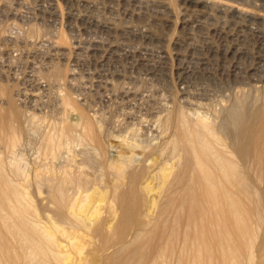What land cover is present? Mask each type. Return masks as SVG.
<instances>
[{
	"label": "bare ground",
	"instance_id": "6f19581e",
	"mask_svg": "<svg viewBox=\"0 0 264 264\" xmlns=\"http://www.w3.org/2000/svg\"><path fill=\"white\" fill-rule=\"evenodd\" d=\"M44 1H47V0H44ZM48 1H50V0H48ZM59 1H61V0H59ZM59 1L58 0H51L50 1V2H52L51 11L54 13V16L56 18H59V16H61V10H60L61 5H60ZM62 1H64V0H62ZM80 1H82V0H80ZM134 1L138 4H143L145 0H134ZM258 1L260 3L257 2L258 4L255 3V5H254L257 8V11L256 10L253 11V9L252 10L250 9L251 7H249V6L247 7V5L244 4L245 1H243V0H233V1H230V0H181L182 4L185 7H187L186 9L195 8L194 11H196V10L201 11L202 14L203 13L206 14V12H208V11L212 12V10L214 9L215 11H218L221 14L222 13H229V15H231V18L233 17L235 20H243L246 22V25H244V26H239L235 30H232V29L228 30V29H226L228 27L224 28L221 26L220 27L214 26V28H213L212 27L213 24H211L212 22L210 23L209 21H208L209 23H205V21H203L202 19L201 20H195V24H196L198 30L206 29V30L210 31L211 33L217 32L219 35V39H220L219 45H216L217 44V43L215 44L216 41L214 40L215 41L214 42L210 37L202 36L204 38V42L208 46L207 48H209L210 54L212 56L204 55L203 51H202L203 54L199 53L201 55L196 56L195 47H193L195 45L194 44L192 45V43H194L195 40L193 42L194 36H193L192 32H190V27L189 28L187 27L188 32L184 33L185 36L183 39H181V40H183L182 42L180 41V39L178 37V38L174 39L172 41V43H170V44H169V40H168V38L170 36L167 38V36L164 35L166 32H164V34L162 35V34H160L161 32H159V31H158L159 34L151 31L150 26H148V27L146 26L144 28L139 27V28H142L139 31L140 32L139 35H141L145 40L146 39H148V40L156 39L157 41L161 42L160 46L155 45L157 47V49H159V51L156 50L157 52H159L157 65L152 63L154 56L153 57L151 56L152 60H151V58H140L139 59V65H144L147 67V68L146 67H143V68H146L144 70H145L146 75L149 76V77L147 76V78H149V82H151V83L157 82V84H158L161 79L169 80V78H170L169 76H170V74H172L173 69H174V71L176 72L175 74L178 75V77H177L178 83L181 85L182 84L188 85V89L186 91H184V92L182 91V92H178V93H176V92L173 93L172 90H170L168 86H163L166 83V81H164L165 83H161L162 86H160L158 84V87L160 86V89H158V87L156 85V87H157V91H155V92H157L156 94L158 96H163V95L166 96L167 95L172 100L171 102L174 104L173 109L171 111L169 109L168 112H166L165 111V110H167L166 107H165L166 109L163 110L166 112V117H168L167 113L170 114L168 120L166 121V119H165L166 122H164L165 123L164 128L167 127V129L168 128L172 129V127H173V130H172L173 132L170 130L172 133L170 134V136H168L166 141L163 142L162 149H159L157 151L152 150V148H150V147H146L149 149H146V148L142 149L140 144L136 143L137 141L136 142L129 141V139L131 140L134 137L132 138L130 136L131 138H129L127 140V139H125V137L123 135L119 136L121 138L120 142H122V144H123V146L121 145V147L123 148V151L122 152L118 151L119 156H117V157H119V159L116 162L113 161L114 163L109 165L110 170H108V172L110 173V171H111V173H110L111 177H108V179L111 178V181L109 183V188L108 187L107 188H108V190H110L111 198L109 200L107 199L108 202H107L106 207L103 206L105 200H103L102 198L104 197V195H106L107 189H106V191L104 190L105 192L101 191L99 193V196L96 199H93V196L91 197L92 193L89 194V192H88L90 187L92 188V185H91L89 187V189H87L89 183L92 182V181H89L88 178L91 179L90 177H92V176H90L88 178L84 177V180H80L79 178H77V179H79V182H78V184L76 183L78 186V189L76 188V190H77L76 192L79 193L81 191V193H79V194H82V195H83V193L86 192L85 195L83 196L84 197L83 200L80 199L81 196H79V194L75 195L76 192H73L74 191L73 189H72L73 191L72 190L70 191L67 189V187L69 185L66 186L65 184H68V182L72 183V181H71L72 179L70 180V176L68 178L70 181H68V180L66 181L65 178L63 176H61V177H63L64 182L59 183L57 185V187H55L56 190L54 193L51 194V196L48 197L49 202L47 203V205H49V208H47V210L50 209V207H52L54 204H56V205H58V207H60V210L57 212H55V210L53 209L54 207H53L52 209L54 210V212L56 214L50 213V216L52 215L51 217H52V222L54 223L53 225L55 226V229H57V231L61 232L60 233L61 236H62V233L65 235L68 234L66 236L70 237L71 240L73 239V238H71V236H69L70 234L68 233V230L65 229L68 224L72 225V223H73V221H72V223H70L71 221H69V219H67V217L65 215L66 213H69V214H72L73 217L76 216L77 219L83 223V225H84L83 228L86 227L87 230L92 229L94 235L102 236L101 237L102 240L105 238H107V240H108V239H110L108 234H107L108 228L105 226H107V225L109 226V223L107 225H104L102 222L97 221V223H95L96 225L93 228H92V226L88 227L87 225H89V223L86 222L87 214L90 212L92 216L97 215V217L99 218V215L103 212L102 211L103 209L107 210V211L108 210L111 211L114 208H116V205H119V207H120L119 211H121V213L125 214V213L131 211L130 208L132 206H135L136 208H138V211H140L139 214H140L141 218L143 216L144 221H142L138 225L137 229L131 234L130 237H128V239L126 241H124V242L123 241L122 242L117 241V243L115 245L103 248V251H104L103 253L105 254V262L110 261V259L116 260L117 255H119L120 253H127V256L125 258H123V260H122V264H140L143 262L145 263L148 259L154 261V263H156V264H241V261L243 259L245 261H248V262L251 260V258H252L251 252L254 249L256 242L259 241L260 236L258 233V229L255 228V224H254V220H255V217L257 216V213L259 211V207H258L257 202L255 200V192H254V189H253V186L251 183V178L249 176V173L251 171L252 172L259 171L260 173L264 174V10H263L264 9L263 8L264 7V0H258ZM39 2H40V0H38V3ZM42 2H43V0H42ZM70 2H71V0L69 1V3ZM247 2L248 1H246V3ZM162 3H165V2H162ZM47 4H48V2H47ZM36 5H38V4L36 3ZM73 5H74V3H73ZM249 5L251 6V4H249ZM77 6H79V5H77ZM88 6H90L89 3H88ZM124 6H126V5H124ZM109 7L111 8V6H109ZM154 7H157V6L154 5ZM37 8H38V6H37ZM77 8L78 7H76V6H75V8H73L72 5H70V6L68 5V8L66 6L65 11L68 9V12H67L68 16L67 17H69V19L74 17V16L76 17V15H77L76 9ZM134 8H135V6H134ZM39 9H40V6H39ZM128 9H129V6H128ZM139 9H140V7H139ZM152 9H153V7H152ZM161 9H162V6H161ZM165 9H168V8H165ZM87 10H85V11H87ZM93 10H95V8ZM157 10H158V8H157ZM215 11H214V13H215ZM159 12H161V10L160 11L158 10V13ZM187 12H188V10H187ZM187 12H185V13L187 14ZM190 12H191V10H190ZM53 13H51V14H53ZM103 14H106V13H103ZM129 14H131V13L129 12ZM157 15H160V14H157ZM163 15H165V13ZM168 16H169V14H168ZM55 17H53V18H55ZM164 17L165 16H163V18ZM196 17H197V14H196ZM209 17H207L206 19H210ZM82 18H79V19H82ZM98 18H99L98 15L94 14V16H92V18L90 19L92 25L88 23L90 26H94V29L92 31H94L95 28L98 27L99 30L101 29V31L105 30V31L109 32L111 34V36L112 35L115 36L116 34H118L117 32L119 30L114 25H112V23H109V21H107V20L105 22H102L99 20L101 18H99V19ZM40 19H42V18H40ZM186 19H187V17H186ZM117 21H118V19H117ZM169 21H170V19H169ZM186 21H189V20H184L183 22H181V21L180 22L181 23H187ZM67 22L69 23V21H67ZM81 23H80V25H81ZM116 23H118V22H116ZM34 24H32V25H34ZM82 24H84V23H82ZM166 24H165V26H167ZM214 25H216V24H214ZM253 25L254 26L257 25V27H258V28L256 27L257 30L252 29ZM29 26H31V25H29ZM121 26H123V23ZM230 26H232V25H230ZM233 27H234V24H233ZM250 27H252V28H250ZM33 29L35 31V27ZM156 29H157V27H156ZM181 29H183V28H181ZM6 30L7 29H5V31ZM184 30H186V29H183L182 32H184ZM90 31H91V29H90ZM97 31H98V29H97ZM121 31L130 35V33L132 32V29L127 24L126 26L124 25V27L122 28ZM135 31H138V30H135ZM191 31H193V30H191ZM107 32H104V33H107ZM199 32L197 35L200 34ZM203 32L207 33V31L206 32L202 31V34H203ZM37 33H38V30H37ZM78 34H80V33H78ZM132 35H133V33H132ZM2 36H3V34H2V31L0 30V40L5 39V37L4 36L2 37ZM59 36L61 37V35H59ZM136 36H134V37H136ZM141 36H139V37H141ZM248 36H251V38L254 42L252 45L247 42V40L249 38ZM7 37H6V39H7ZM130 38H132V37H130ZM136 38H138V37H136ZM173 38H174V35H173ZM11 39H12V37H11ZM11 39H10V41H11ZM115 40H116V38H115ZM131 40L133 41V39H131ZM142 40H140V41H142ZM145 40H144V42H145ZM55 41H56V43L54 44L55 49H56L55 51L62 53L64 56V54L67 53V47L65 46L66 41H64V39H60L58 42H57V39H55ZM122 41H124V40L122 39ZM125 41L127 42V40H125ZM135 41H136V39H135ZM250 41H251V39H250ZM14 42H15V40H14ZM98 42L94 43L92 45L90 44L91 48H89V49L91 50V52L93 54L98 53V51L100 49H102V47H104V46H102L103 44L101 45L100 42L99 43ZM196 43L198 44V42H196ZM153 44L154 43L150 44V46ZM124 45H126V44H124ZM124 45H122V46H124ZM169 45H172V48H170ZM148 46L146 45L145 48ZM155 46H151L152 50H154L156 48ZM158 46H159V48H158ZM128 47H130V45ZM74 48H75V46H74ZM83 48H85V47H83ZM104 48H106V50L111 52L109 54L114 55V54H116V51H118L119 46L116 47L113 44V45H109V47L105 46ZM131 48H132V46H131ZM198 48L200 49L201 47H198ZM253 48H254V50L256 49V51L258 50L257 51V55H258L257 63L255 66L249 67L248 71L251 73V75H255L257 77L255 78V76H253L254 78L252 80H248L249 81L248 83L249 84L253 83L255 86L261 88L263 90V96H260L257 99H255V101H254L255 103L253 102L254 107H247L246 105L243 106L241 101H236V102L234 101L233 102L234 104H231L232 106L229 107L230 109H228V112L226 111L227 112V115H225L226 117H224V119L222 120L220 125L217 127L221 132L224 133V137H225L226 141L223 142V141H221L220 137L217 136L216 125H214L212 120L207 118L208 115L206 117L203 113V116H202L200 113L197 112V111H201V110L194 111L193 114L191 115L192 111L196 110L195 108L197 105L204 103V101L207 100L208 95L205 92L201 91V87L202 86L205 87L203 84H202V86L192 84L190 82V79L192 77L199 76L200 72H202V71H203V73L205 71L209 75L208 78H210V76L216 75L214 68L210 67V64H211L213 59H217L222 64V67L229 66L230 69H229V75L228 76L229 77L233 76V77L237 78V75L239 74L240 69L243 70L242 68H244V67H241L242 66L241 62L243 61L244 58L251 55L250 53H252V55H253V52H252ZM132 49H134V48H132ZM185 49H187V50H185ZM122 50L123 49H121V51ZM131 51H133V50H131ZM149 51H151V49ZM99 52H101V50ZM126 52H127V50H126ZM68 53L70 54V52H68ZM104 53H105V51H104ZM132 53H134V52H131V54ZM135 53H136V51H135ZM147 53H149V52H147ZM153 53L155 54V51ZM207 53H209L208 50H207ZM57 54H59V53H57ZM81 55H78V57ZM123 55H121V56H123ZM255 55H253V56H255ZM128 56H130V55H128ZM147 56H149V55H147ZM53 57H51V58H53ZM64 57H67V56L65 55ZM74 57H77V56H74ZM131 57H132V55H131ZM137 57H140V56H137ZM120 58H122V57H120ZM249 58H252V57H249ZM67 59L68 58H66L65 61H67ZM109 59L111 60V58H109ZM173 59L179 60V64L177 63L178 65L176 67L172 66V62L174 61ZM79 61L81 62L80 59H79ZM117 61H119V60L117 59ZM244 61H245V59H244ZM253 61L254 60H252V62ZM77 62L78 61H76V63ZM132 62L134 63L135 61L132 60ZM76 63H75V65H76ZM110 63H111V61H110ZM117 63H120V61ZM212 63H214V62H212ZM253 63L250 65H253ZM75 65H73V66H75ZM103 65H105V64H103ZM106 65H107V63H106ZM49 66H50V64H49ZM1 68H2V66H1ZM57 68H59V67H56V69ZM77 68L78 67H76V69ZM99 68L102 69L101 67H99ZM130 68H132V67H130ZM139 68H140V66H139ZM132 69L134 70V68H132ZM55 70H54V73L51 75V77L54 76L55 79H54V77H53V81L50 79L52 82H54V80H55L54 84L52 85L53 88H54V85L56 86L57 82L62 77L61 70L60 69H57L56 71ZM75 70H73V71H75ZM81 70H82V68H81ZM97 70H99V69H97ZM137 70H139V69H137ZM11 71H12V69H11ZM84 71H85V69H84ZM135 71L136 70H134V72ZM92 72H94V71H92ZM116 72L119 73L118 71H116ZM257 72H258V74H256ZM70 73H72V72H70ZM243 73H244V71H243ZM240 74H242V73H240ZM248 74H247V76H248ZM3 75L4 74H2L1 76H3ZM70 75H68V76H70ZM80 75H82V73ZM135 75H140V74L136 73ZM83 76L86 79V82H88L92 86H94V90H95V88L101 90L104 87L108 89V87L111 86L109 84V80L119 82V81L123 80V77H124L123 75H122L123 76L122 77L120 74H115V75H111L108 77H104L101 73H91L90 72L88 74L87 71H86V73L83 72ZM132 76L127 78V80H128L127 82L134 84V85H136V84L138 85L137 78L135 76L134 77H132ZM228 76H226V77H228ZM75 77H76V75H74V74H72L70 76V78H72V80L75 79ZM240 77H242V76H240ZM138 79H140V78H138ZM202 79L204 81L203 76H202ZM246 79H248V78H246ZM249 79H251V77ZM199 80L200 79H198V80L196 79L197 82H199ZM206 80H207V78H206ZM234 80H233L232 84L230 83V85L227 87V88H229L228 90H233V92H234V91L239 90L237 88L239 86H241L242 84L246 85L245 82H243L242 80H238V79H236L235 81ZM243 80H245V79H243ZM12 81H14V80H12ZM71 81H69V82H71ZM72 82H74V81H72ZM161 82H163V81H161ZM113 84H114V82H113ZM69 85H71V84H69ZM69 85H68V87L71 88V86H69ZM254 85H253V87H255ZM34 86H32V87H34ZM42 86H44V84ZM82 87L85 88L84 85H82ZM40 88H43V87H40L39 85H37L33 89H29V90L26 89L29 91V97L31 99H36V98L41 99L42 98V92H40ZM121 88L123 89V87H121ZM56 89L54 88V91ZM132 90H134V89H132ZM28 91H26V92L28 93ZM41 91H42V89H41ZM54 91H52V92H54ZM77 91H79V89H77ZM134 92H132L129 89H123L119 96H121V98L123 99V102L128 101L130 98L132 99V97L142 96V94H139L140 92L139 93H134ZM0 93H2V92L0 91ZM57 93H59V91ZM117 93H119V92H117ZM143 93H145V92H143ZM114 94H116V92ZM209 94H211V93H209ZM237 94H239V93H237ZM0 95L2 96V94H0ZM4 95H5V93H4ZM64 95L63 96L57 95L58 96L57 99L59 100L60 103L58 101L57 102L59 103V105L62 104L63 106H68L70 103L69 102L70 99ZM78 95H80V94H78ZM223 95L226 96L225 93ZM211 96H212V94H211ZM228 96L231 97L229 94H228ZM47 97H48V95H47ZM209 98H211L210 95H209ZM12 99H13V96H12ZM45 99H46V97L44 98V100ZM73 99H75V97ZM235 99H236V97H235ZM42 100L43 99H41V103H42ZM166 100H167V98H166ZM49 101H51V100H49ZM81 101H82V99H81ZM178 101L179 102L184 101L190 108H188V110H186L184 108V106L181 107L179 104H178L179 105L178 106L177 105V103H179ZM246 101H248V99ZM246 101L244 103H246ZM46 102H48V101H46ZM91 103H93V102H91ZM246 104H248V103H246ZM74 105H75V103H74ZM129 105H130V103H129ZM206 105H207V103H206ZM41 106H46V104L43 102L41 104ZM51 106L53 107V104ZM160 106H161V104H160ZM164 106H165V104H164ZM248 106H249V104H248ZM124 107L122 109H124ZM200 107H202V105H200ZM189 109L190 110L192 109L191 113L189 112ZM202 109H205V108L203 107ZM127 110H128V108H127ZM205 110H207V109H205ZM2 111L3 110H1L0 112H2ZM50 111H52L51 108H50ZM215 111H216V109H215ZM161 112H162V110H161ZM77 113H79V112H77ZM82 113H83V116L86 117V115H84V112H81V114ZM130 113H128L129 116L131 115ZM11 114H13V113H11ZM58 114H59V112H58ZM14 115L15 114H13V116ZM72 115H71V117H72ZM76 116H78V114ZM6 117H8V116L6 115ZM69 117H70V115H69ZM133 117H126V121H128V123H125V125L130 124L129 122L131 121V118H133ZM0 118L4 119L1 114H0ZM12 118L10 119V116H9L10 121L7 118L5 124L2 123V126L8 125L9 128L6 127L8 129L4 128L5 126L4 127L0 126V128H3L4 131L7 130L5 132V138H4V139H6L7 144H8V142H9V144L10 143L14 144V141L16 140V142H17V140H18V139H16V136H17L19 128L17 127L18 129L16 131V127H15L16 123L14 124L15 126L11 125L12 124L11 122H13V121H11V120H13ZM14 118H16V117H14ZM57 118H58V116H57ZM105 118H107V117H105ZM73 120H74V118L71 119V121H73ZM90 120L91 119H89V121ZM81 121H83V120H81ZM151 121H150V123H151ZM163 121H164V119H163ZM86 122H85V125L83 124V126H80L83 122H81V124H80V122L77 121V123H75V127L79 126L80 129L82 130V133H84L86 135V137L89 136V138L91 137L93 139L95 138L94 140H97L94 127L91 125V123H89V122L86 123ZM60 123H63V120ZM77 124H78V126H77ZM143 126H145V125H143ZM68 127H69V130L71 128H73L70 126H68ZM162 127H161V129L163 130L164 128H162ZM130 130L131 129H129V131ZM135 130H137V129H135ZM40 131H41V129H40ZM55 131H57V130H55ZM164 131H168V130H163V132ZM0 132L2 133L1 129H0ZM66 132H68V131H66ZM122 133H123V129H122ZM223 133H221V134H223ZM20 134H22V132ZM50 134H52V132ZM3 135H2V138H3ZM47 135L48 134H46V137L48 138L49 136H47ZM118 135H120V134H118ZM164 135H166V134H163V136ZM84 136H81V137H84ZM116 136H115V138H116ZM44 137H45V135H44ZM50 137H52V136H50ZM50 137L48 140L51 139ZM101 137H102V135H101ZM120 138H118V139H120ZM83 140H84V138H83ZM90 140H92V139H89V141ZM54 141L55 140H53L51 142H54ZM84 142H85V140H84ZM90 143H91V141H90ZM98 143H99V141H98ZM18 145H19V143H18ZM5 146H4V148H6ZM66 146H67V144H66ZM12 147H13V145H12ZM40 147H41V145H40ZM56 148H57V145H56ZM40 150H41V148L38 151L40 152ZM50 150H52V149H50ZM75 150H76V148H75ZM11 151H12V148H11ZM81 155H84V154H81ZM139 155L141 156L140 162L138 161V159H140ZM45 157H47V156H45ZM49 157H51V156H49ZM106 157H107V155H106ZM91 158H93V157H91ZM97 158H98V156H97ZM48 159H47V161H49ZM94 159H96V158H94ZM51 160L53 161V159H51ZM2 161L0 160V264H66V262L68 261L67 259L70 258V256H71L70 255L71 253L67 251L68 248H66V250H65L64 249L65 245L55 241L56 240L55 237L57 235L54 237L53 234L48 231L49 229L46 230L45 227H43L42 225H39L37 223V221L34 219L36 206H34L35 204L33 201H35V200H33V196L31 193V189H33V188H31L32 182L29 178L30 174L27 173L29 175H26L24 172L25 170L24 171L20 170L21 172H24V174H25L24 175L23 173L18 171V169H19L18 167H16V166L14 167L12 165L9 167L10 172H8L7 168L5 167V164H3L4 161L3 162ZM82 161H83V159H82ZM82 161H81V163H82ZM91 161H93V160H91ZM105 161H107V158ZM43 162H44L43 164H45V161H43ZM9 163H7L8 166H9ZM41 163H42V161H41ZM52 164H54V163H52ZM70 164L72 166V163H70ZM104 164H106V163H104ZM13 165H15V164H13ZM35 165H36V163L34 164V166ZM41 165H39V166H41ZM46 165H49V164H46ZM55 165H56V163H55ZM101 165H102V163H101ZM63 166H65V165L63 164ZM71 166L69 165V168ZM61 167H62V165H61ZM61 167H60V169H62ZM93 167L94 166H92L91 168H93ZM102 167H103V165H102ZM56 168H58V167H56ZM64 168L66 169L67 167H64ZM69 168H67V169H69ZM79 168H80V166H78V169ZM60 169H59V171H60ZM107 169H108V167H107ZM47 170H48V168H47ZM63 170H61V171H63ZM73 170H75V169H73ZM33 171H36V170H33ZM78 171L80 173V170H78ZM53 174H51V175H53ZM37 175H35V178L38 177ZM47 175H45L46 178H47ZM80 175H79V177L82 178V175L81 176ZM87 175L89 176V174H87ZM72 176H74V175H72ZM54 177H55V175L53 176V178ZM39 178L40 177H38V179ZM42 178L44 179V177H42ZM51 178H52V176H51ZM85 178H86V180H85ZM95 178H96V176H95ZM253 178H254V176H253ZM99 179H100V177H99ZM33 180H34V178H33ZM37 180H35V182ZM262 180H261V182H262ZM60 181H62V178L60 179ZM48 182H50V181H48ZM96 182L97 181H95V183ZM37 183L38 182H36V187H37ZM102 183L100 182V184H102ZM72 184H74V182ZM71 186H73V185H71ZM95 187H97V186H95ZM99 187H103V186H99ZM47 188L50 190L49 187H47ZM36 189H37L36 192L39 193V191H38L39 189L38 188H36ZM84 189H85V191H84ZM97 189H100V188L97 187L96 190ZM100 190H102V189H100ZM50 191H48V192H50ZM94 192H96V191H94ZM94 192H93V194H94ZM46 193H47V191H46ZM38 195L40 196V194H38ZM45 197L46 196H43V198L47 200V198H45ZM43 206H45V205H43ZM46 207L44 209H46ZM263 207H264V205H263ZM261 208H262V206H261ZM37 209H38V207H37ZM52 209H50L49 212H52L53 211ZM261 210H264V209H261ZM64 211H68V212H64ZM118 213H120V212H118ZM38 214H36V216ZM42 214H43L42 216L45 215V213H42ZM112 214L115 215V213H113V212H112ZM127 214H129V213H127ZM117 215H115V216H117ZM45 216H47V214ZM101 216L102 215H100V217ZM112 216H111V218H112ZM74 220H76V219H74ZM49 221H51V220H49ZM80 221H77V222L80 223ZM75 226H76V224L74 225V227ZM111 226H113V225H111ZM77 227H78V225H77ZM86 228H85V230H86ZM112 228H114V227H112ZM71 232H73V231H71ZM263 234H264V232L261 234V236ZM78 235H79V233H78ZM83 235L84 234H82V237H83ZM75 236H76V234H75ZM112 237H113V235H112ZM101 238H100V240H101ZM77 239H76V241H77V243H79L80 240L78 241ZM263 240H264V236H263ZM67 242H69V241L67 240ZM103 243L105 244V242H103ZM69 244H71V248H72V246H73L72 242ZM54 245H56L55 248L57 250L53 249ZM81 245H79V246L76 245V247L78 246L81 249ZM84 247L82 250H84ZM71 248H69L68 250H70ZM71 250H73V249H71ZM76 250L79 251L78 248H76L74 251H76ZM81 252H83V251H80V253ZM80 253H79V255H80ZM100 258L102 259V257H100ZM246 258H248V259H246ZM78 259H79V257H78ZM65 260H66V262H65ZM114 260H112V261H114ZM84 261H83V263H84Z\"/></svg>",
	"mask_w": 264,
	"mask_h": 264
},
{
	"label": "rangeland",
	"instance_id": "374dc122",
	"mask_svg": "<svg viewBox=\"0 0 264 264\" xmlns=\"http://www.w3.org/2000/svg\"><path fill=\"white\" fill-rule=\"evenodd\" d=\"M25 1V2H24ZM51 1V0H50ZM50 1H44L42 2V0H40V2L38 3V0H0V30L2 31L3 36L5 37V39L0 40V91L2 93V96L0 95V111L3 110L2 112H0V114L2 115V117L4 119L0 118V126H2V123L5 124L7 118L9 120V116L10 119L12 118L13 122H11L12 126L16 127V131L18 129V133L16 136V140L14 141V144L8 142H6L5 138V132L7 131L6 129H8V125L5 126L4 128H6L4 131L3 128H0L2 130V134L0 132V160L3 162V164H5V167L7 168V171L10 172L9 167L12 166H16L18 167V171L21 172L22 170L25 172L26 175H29V178L32 182L31 185V193L33 196V201L34 202V206H36V211H35V216L34 219L37 221V223L39 225H42L43 227H45L46 230H48L49 232H51L53 234V236L55 237V241H57L58 243H62L63 245H65V250L66 248H71V243L73 244V247L71 249L73 250H68V252H70L71 256L70 258H68L66 264H82L83 261L86 264H122V260L123 258H125L127 256V253H120L119 255H117V259H110V261H106L105 262V254L103 253V248L104 247H110L112 245H115L118 242H124L128 239V237L131 236V234L137 229L138 225L144 221L143 216L141 218L140 216V211H138V208H136L135 206H132L130 208V212H127L125 214L121 213V211H119V205H116V208H114L111 211H107V210H102L103 212L100 214L102 215L99 218L97 217V215H91V213L89 212L87 214V220L86 222L89 223V225H87L88 227L92 228L96 225L95 223H97V221L102 222L104 225H107L109 223V226H105L108 228L107 230V234L109 236L110 239L107 240V238L102 240V236L99 235H94L92 229H88L83 228V223L77 219L76 216H72V214L66 213V217L67 219H69V221H71V224H68L66 226L65 229L68 230V233L70 234L69 236H71V238H73L72 240L70 239V237L66 236L68 234H63L61 236V232L57 231V229H55V226L53 225L54 223L52 222V215L55 212L60 210V207H58V205L54 204L52 207H50V209L54 210L52 212H49L50 209L47 210V208H49V205H47L48 201V197L51 196L52 193L55 192L57 185L59 183H63L64 179L67 181H72V183L74 182V184H72L71 182H68V184H65L68 190H72L73 192H76V188L78 189V182L79 179L80 180H84V177L88 178L90 176L91 179L88 178L89 181H92L89 183L88 188L92 185V188L90 187L89 189V194H91V197L93 196V199H96L99 196V193L101 191H106V195H104V197L102 198L103 200H105L103 206L106 207L108 200L111 198V193L110 190H108L109 188V183L111 181V178L108 179V177H111V171L110 173L108 172V170H110L109 165L113 164L114 162H116L119 157V152L123 151V148L121 147V145L123 146L122 142H120L121 138L119 136L123 135L125 137V139H129V138H133V139H129V141H134L138 144H140L142 149H145L146 147H150L152 148V150L157 151L159 149H162L163 147V142L166 141V139L168 138V136H170V134L173 132V127L171 128H164L165 123L170 114H168V117H166V112H168V110L170 109V111L173 109L174 104L171 102L172 100L166 95L163 96H158L155 92L157 91V87L158 84L160 86L161 83H165L164 81H166V83L163 86H168L170 90H172L173 93H178V92H184L188 89V85L186 84H179L178 83V75L175 74L176 72L173 69L172 74H170V78L169 80H163L161 79L159 81V83L157 84V82H149V78H147L148 75H146L145 70L147 67L144 65H139V59L140 58H151L154 56L152 63H154L155 65H157L158 62V56H159V49H157V45L160 46L161 42L157 41L156 39H152V40H148V39H144L141 35H139V31L140 29L144 28V27H148L150 26V30L153 31L154 33L159 34V32H161L160 34H164V32H166L164 35L167 36L168 40H169V44L172 43V41L176 38L179 37L180 41L182 42L185 36L184 33L188 32V28L190 27V32H192L194 39L193 42L195 40L194 43H192V45L194 44L195 46V51H196V56H200L201 54L199 53H204V55H210V50L209 48H207L208 46L205 44L204 42V37H210L216 45L220 44V39H219V35L217 32H213L211 33L210 31L206 30V29H202V30H198L196 24H195V20H203L205 21V23H211L213 24V28L215 27H228L226 29H232L235 30L237 29L239 26H244L246 25V22L243 20H235L233 17L231 18V15H229V13H219L218 11H215L214 9L211 11L206 12V14H202L201 11H194L195 8H189L186 9L187 7H185L181 0H145L143 4H138L136 3L134 0H71V2L69 3L68 0H64V1H59L60 2V10H61V16H59V18H56L54 16V13L51 11V4L52 2ZM73 1V2H72ZM84 1V2H83ZM96 1V2H95ZM152 1V2H151ZM158 1V2H157ZM160 1V2H159ZM233 1V0H230ZM245 1L244 4L247 5V7H251L250 9L253 11H257V8L254 6L255 3L258 4L260 3L258 0H243ZM246 1H248L246 3ZM20 2V3H19ZM48 2V4H47ZM120 4H119V3ZM130 2V3H129ZM155 2V3H154ZM165 2V3H162ZM258 2V3H257ZM36 3L38 5H36ZM63 3V4H62ZM72 3V4H71ZM74 3V5H73ZM78 3V4H77ZM82 3V4H81ZM88 3L90 6H88ZM99 3V4H98ZM135 3V4H134ZM159 3V4H158ZM253 3V4H252ZM79 6H77V5ZM94 4V5H93ZM149 6H147V5ZM251 4V6L249 5ZM47 5V6H46ZM68 5H72L73 8L78 7L76 10V17H72L69 19L68 14V9L65 11L66 6L68 8ZM88 7H86V6ZM126 5V6H124ZM146 5V6H145ZM157 6V7H154ZM182 5V6H181ZM38 6V8H37ZM40 6V9H39ZM63 6V7H62ZM83 6V7H82ZM111 6V8L109 7ZM120 6V7H119ZM129 6V9H128ZM135 6V8H134ZM162 6V9H161ZM169 6V7H168ZM99 7V8H98ZM140 7V9H139ZM143 7V8H142ZM153 7V9H152ZM184 9H183V8ZM89 10H87V9ZM92 10H91V9ZM95 8V10H93ZM104 8V9H103ZM132 8V9H131ZM161 12L158 13V10ZM168 8V9H165ZM181 8V9H180ZM255 8V9H254ZM264 8V7H263ZM24 11H23V10ZM49 9V10H48ZM82 9V10H81ZM87 11H85V10ZM125 9V10H124ZM156 9V10H155ZM38 10V11H37ZM81 10V11H80ZM117 10V11H116ZM131 10V11H130ZM188 10V12H187ZM191 10V12H190ZM264 10V9H263ZM93 13H92V12ZM100 11V12H99ZM110 11V12H109ZM163 11V12H162ZM165 11V12H164ZM184 11V12H183ZM193 11V12H192ZM215 11V13H214ZM14 12V13H13ZM90 12V13H89ZM112 12V13H111ZM115 12V13H114ZM129 12L132 14H129ZM136 12V13H135ZM141 14H140V13ZM171 12V13H170ZM187 12V14L185 13ZM50 13V14H49ZM53 13V14H51ZM67 15H66V14ZM92 13V14H91ZM106 13V14H103ZM111 13V14H110ZM165 13V15H163ZM167 13V14H166ZM185 13V14H184ZM189 13V14H188ZM212 15H211V14ZM218 13V14H217ZM38 14V15H37ZM98 15L100 21L105 22L106 20L109 21V23H112V25H114L119 31L117 32L118 34H116L115 36H111V34L105 30L101 29L99 30V28H95L94 31H92L94 29V26H90L89 24L92 25L91 23V18L92 16ZM101 14V15H100ZM114 14V15H113ZM156 14V15H155ZM160 14V15H157ZM169 14V16H168ZM194 14V15H193ZM197 14V17H196ZM65 15V16H64ZM79 15V16H78ZM131 15V16H130ZM134 15V16H133ZM137 15V16H136ZM154 15V16H153ZM165 16L163 18V16ZM210 17H209V16ZM35 16V17H34ZM78 16V17H77ZM84 16V17H83ZM142 16V17H141ZM145 16V17H144ZM184 16V17H183ZM55 17V18H53ZM83 17V18H82ZM89 17V18H88ZM110 17V18H109ZM114 17V18H113ZM126 17V18H125ZM174 17V18H173ZM187 17V19H186ZM202 17V18H201ZM207 17H209L210 19H206ZM223 17V18H222ZM42 18V19H40ZM77 18V19H76ZM82 18V19H79ZM185 18V19H184ZM190 18V19H189ZM198 18V19H197ZM204 18V19H203ZM86 21H85V20ZM111 19V20H110ZM118 19V21H117ZM126 19V20H125ZM135 19V20H134ZM146 19V20H145ZM161 19V20H160ZM170 19V21H169ZM179 19V20H178ZM192 19V20H191ZM224 19V20H223ZM32 20V21H31ZM60 20V21H59ZM73 20V21H72ZM75 20V21H74ZM81 20V21H80ZM83 20V21H82ZM89 20V21H88ZM184 20H189L186 21L187 23H181ZM207 20V21H206ZM231 20V21H230ZM69 21V23L67 22ZM78 21V22H77ZM136 21V22H135ZM174 23H172V22ZM181 21V22H180ZM191 21V22H190ZM209 21V22H208ZM3 22V23H2ZM54 22V23H53ZM73 22V23H72ZM84 24H82V23ZM118 22V23H116ZM193 22V23H192ZM226 22V23H225ZM36 25H35V24ZM81 23V25H80ZM89 23V24H88ZM123 23V26H121ZM134 23V24H133ZM152 23V24H151ZM167 23V24H166ZM224 23V24H223ZM237 23V24H236ZM2 24V25H1ZM20 26H19V25ZM34 24V25H32ZM78 24V25H77ZM128 24V26L131 27L132 32L129 34L122 32V28L124 27V25L126 26ZM130 24V25H129ZM165 24L167 26H165ZM216 24V25H214ZM234 24V27H233ZM31 25V26H29ZM67 25V26H66ZM84 25V26H83ZM90 27H89V26ZM145 25V26H144ZM173 25V26H172ZM232 25V26H230ZM79 26V27H78ZM35 27V31L34 28ZM72 27V28H71ZM87 27V28H86ZM142 27V28H139ZM153 27V28H152ZM155 27V28H154ZM157 27V29H156ZM188 27V28H187ZM230 27V28H229ZM253 27V28H252ZM250 28L257 30V25L256 26H252ZM257 27V28H256ZM40 28V29H39ZM134 28V29H133ZM166 28V29H165ZM186 29L183 31V29ZM192 28V29H191ZM194 28V29H193ZM5 29H7L5 31ZM53 29V30H52ZM91 29V31H90ZM98 29V31H97ZM121 29V30H120ZM159 29V30H158ZM181 29V30H180ZM38 30V33H37ZM57 30V31H56ZM138 30V31H135ZM163 30V31H162ZM193 30V31H191ZM5 31V32H4ZM40 31V32H39ZM43 31V32H42ZM71 31V32H70ZM159 31V32H158ZM200 33L199 35L198 32ZM202 31H207V33L202 34ZM64 32V33H63ZM107 32V33H104ZM196 34H195V33ZM209 32V33H208ZM49 33V34H48ZM73 33V34H72ZM80 33V34H78ZM103 33V34H102ZM133 33V35H132ZM211 33V34H210ZM48 34V35H47ZM66 34V35H65ZM78 34V35H77ZM90 34V35H89ZM100 34V35H99ZM124 36H123V35ZM179 34V35H178ZM195 34V35H194ZM35 35V36H34ZM61 35V37L59 36ZM65 35V36H64ZM75 35V36H74ZM128 35V36H127ZM137 35V36H136ZM141 37H139V36ZM174 35V38H173ZM197 35V36H196ZM207 35V36H206ZM211 35V36H210ZM2 36V37H3ZM9 38H8V37ZM28 36V37H27ZM73 36V37H72ZM89 38H88V37ZM93 36V37H92ZM110 38H109V37ZM138 38H136V37ZM7 37V39H6ZM12 37V39H11ZM47 37V38H46ZM68 37V38H67ZM109 39H107V38ZM120 37V38H119ZM123 37V38H122ZM132 37V38H130ZM248 40L247 42L249 44H253V40L251 38V36H248ZM14 38V39H13ZM98 38V39H97ZM104 40H103V39ZM116 38V40H115ZM127 38V39H126ZM129 38V39H128ZM136 41H135V39ZM201 38V39H200ZM11 39V41H10ZM29 39V40H28ZM32 39V40H31ZM44 39V40H43ZM55 39H57V42L60 39H64L65 42V46L67 47V53L70 52V54L66 53L64 54V56L66 55L67 57H64L62 53L55 51ZM66 39V40H65ZM72 39V40H71ZM88 39V40H87ZM121 41H120V40ZM122 39L124 41H122ZM133 39V41L131 40ZM143 39V40H142ZM219 39V40H218ZM251 39V41H250ZM7 40V41H6ZM15 40V42H14ZM100 40V41H99ZM107 42H106V41ZM112 40V41H111ZM127 40V42L125 41ZM130 40V41H129ZM142 40V41H140ZM145 40V42H144ZM202 40V41H201ZM76 41V42H75ZM99 41L100 44L102 46H107L109 47V45H113L118 47L119 49L118 51H116V54H109L111 53L110 51L106 50V48L102 47L101 52L98 51V53L93 54L91 52V50L89 48H91V45L94 43H97ZM151 41V42H150ZM2 42V43H1ZM14 42V43H13ZM98 42V43H99ZM126 42V43H125ZM143 42V43H142ZM158 42V43H157ZM198 42V44L196 43ZM20 43V44H19ZM25 43V44H24ZM106 43V44H105ZM112 43V44H111ZM133 43V44H132ZM135 43V44H134ZM147 43V44H146ZM154 43L151 46H155L154 50H152V47L150 46V44ZM77 44V45H76ZM91 44V45H90ZM121 46H120V45ZM126 44V45H124ZM128 44V45H127ZM203 44V45H202ZM205 44V45H204ZM8 45V46H7ZM28 45V46H27ZM82 45V46H81ZM124 45V46H122ZM130 45V47H128ZM148 46L145 48V46ZM5 46V47H4ZM13 46V47H12ZM15 46V47H14ZM75 46V48H74ZM81 46V47H80ZM136 48L135 50L131 48ZM158 46V48H159ZM170 48H172V45H169ZM18 49H17V48ZM72 47V48H71ZM85 47V48H83ZM125 49H124V48ZM129 49H128V48ZM142 49H141V48ZM198 47H201L200 49ZM54 48V49H53ZM104 48V49H103ZM123 49L121 51V49ZM127 48V49H126ZM131 48V49H130ZM140 48V49H139ZM151 51H149L148 49ZM187 48V47H186ZM189 48V47H188ZM197 49V50H196ZM8 50V51H7ZM37 50V51H36ZM54 50V51H53ZM82 50V51H81ZM85 50V51H84ZM103 50V51H102ZM127 50V52H126ZM133 50V51H131ZM139 50V51H138ZM141 50V51H140ZM157 50V51H156ZM187 50V49H185ZM207 50L209 51V53H207ZM254 48L252 49L253 52V56L252 53H250L251 55L247 56L244 61L241 62V67L243 70L240 69L239 74L237 75V78L233 77V76H228L229 75V66L226 67H222V64L217 60V59H213L212 63L210 64V67L214 68V71L216 72V75L210 76L204 71L200 72L199 76H195L192 77L190 79V82L192 84H196V85H200L202 86V84L205 87H201V91L205 92L208 95V98L206 101H204V103H201L199 105L196 106V110L189 109V112L191 113V115L193 114L194 111L197 110H201V111H197L198 113H200L203 116L204 115L209 118L210 120H212V122L214 123V125H216V128L220 125V123L222 122V120L224 119V117H226L225 115H227L228 109H230L229 107L232 106L231 104H234L233 102L235 101H241V103L243 104V106H247V107H254V101L255 99H257L260 96H263V90L257 86H255L253 83L249 84L248 80H252L255 75H251V73L248 71L249 67L255 66L257 63V51L256 49L254 50ZM5 51V52H4ZM105 51V53H104ZM136 51V53H135ZM155 51V54L153 53ZM198 51V52H197ZM8 52V53H7ZM76 52V53H75ZM85 52V53H84ZM90 52V53H89ZM118 52V53H117ZM131 52H134L131 54ZM149 52V53H147ZM13 53V54H12ZM59 53V54H57ZM82 55H81V54ZM104 53V54H103ZM123 55V56H121ZM123 53V54H122ZM130 53V54H129ZM139 53V54H138ZM145 53V54H144ZM202 53V54H203ZM84 54V55H83ZM146 56H144V55ZM157 54V55H156ZM199 54V55H198ZM10 57H9V56ZM37 55V56H36ZM52 55V56H51ZM78 55H81L78 57ZM90 55V56H89ZM94 55V56H93ZM106 55V56H105ZM130 55V56H128ZM132 55V57H131ZM140 57H137V56ZM149 55V56H147ZM54 56V57H53ZM62 56V57H61ZM77 56V57H74ZM114 56V57H113ZM142 56V57H141ZM152 56V57H151ZM53 57V58H51ZM74 57V58H73ZM113 57V58H112ZM116 57V58H115ZM122 57V58H120ZM134 57V58H133ZM137 59H136V58ZM156 57V58H155ZM252 57V58H249ZM254 57V58H253ZM67 59V61H65ZM94 58V59H93ZM102 58V59H101ZM111 58V60L109 59ZM120 58V59H119ZM256 58V59H255ZM4 61H3V60ZM54 59V60H53ZM57 59V60H56ZM74 59V60H73ZM76 59V60H75ZM79 59L81 60V62L79 61ZM86 59V60H85ZM104 59V60H103ZM117 59L120 61V63H117L119 61H117ZM131 59V60H130ZM156 59V60H155ZM249 59V60H248ZM254 60L252 62V60ZM6 60V61H5ZM111 63H110V61ZM135 61L134 63L132 62ZM174 61L172 62V66L176 67L179 64V60L177 59H173ZM215 60V61H214ZM217 60V61H216ZM57 61V62H56ZM76 61H78L76 63ZM85 61V62H84ZM94 61V62H93ZM138 61V62H137ZM251 63H250V62ZM73 62V63H72ZM88 62V63H87ZM107 65H106V63ZM113 62V63H112ZM124 62V63H123ZM247 62V63H246ZM33 63V64H32ZM65 63V64H64ZM76 63V65H75ZM79 63V64H78ZM82 63V64H81ZM138 63V64H137ZM178 63V64H177ZM253 63V65L250 64ZM47 64V65H46ZM50 64V66H49ZM52 64V65H51ZM81 64V65H80ZM105 64V65H103ZM137 64V65H136ZM220 64V65H219ZM75 65V66H73ZM103 65V66H102ZM217 65V66H216ZM2 66V68H1ZM5 66V67H4ZM90 66V67H89ZM136 66V67H135ZM140 66V68H139ZM219 66V67H218ZM4 67V68H3ZM56 67H59L57 69H60L62 72V77L59 79V81L57 82L56 86L54 85V88L57 90L54 91L53 88V84L55 82L53 81V77H51V75L54 73V70L56 69ZM70 67V68H69ZM76 67H78L76 69ZM84 67V68H83ZM99 67H101L102 69H100ZM106 67V68H105ZM115 67V68H114ZM134 68V70H136L134 72V70L132 68ZM146 67V68H143ZM222 67V68H221ZM247 67V68H246ZM36 70H35V69ZM76 70H75V69ZM82 68V70H81ZM94 68V69H93ZM111 68V69H110ZM136 68V69H135ZM143 68V69H142ZM218 68V69H217ZM225 68V69H224ZM12 69V71H11ZM34 69V70H33ZM56 69V70H57ZM85 69V71H84ZM90 71H89V70ZM99 69V70H97ZM105 69V70H104ZM132 69V70H131ZM139 69V70H137ZM227 69V70H226ZM5 70V71H4ZM46 70V71H45ZM55 70V71H56ZM75 70V71H73ZM80 70V71H79ZM118 71L119 73H117L116 71ZM220 70V71H219ZM224 70V71H223ZM86 71L88 72V74L91 73H101L104 77H108L111 75H115V74H120L123 77V80L121 81H111L109 80V84L111 86L107 88H102L97 89L95 88L94 90V86H92L90 83L86 82V79L83 76V72L86 73ZM94 71V72H92ZM101 71V72H100ZM144 73H143V72ZM228 71V72H227ZM244 71V73H243ZM16 72V73H15ZM52 72V73H51ZM72 72V73H70ZM75 72V73H74ZM77 72V73H76ZM111 72V73H110ZM139 72V73H138ZM7 73V74H6ZM82 73V75H80ZM110 73V74H109ZM140 74V75H135V74ZM224 73V74H223ZM242 73V74H240ZM249 73V74H248ZM260 73V72H259ZM2 74H4L3 76H1ZM21 74V75H20ZM72 74L76 75L75 79L72 80V78H70V76ZM79 76H78V75ZM144 74V75H143ZM248 74V76H247ZM258 74V72L256 73ZM15 75V76H14ZM70 75V76H68ZM133 75V76H132ZM172 75V76H171ZM176 75V76H175ZM204 78V81L202 79V76ZM205 75V76H204ZM208 75V76H207ZM27 76V77H26ZM136 77L137 78V83L138 85H134L131 84L129 82H127V78L128 77ZM139 76V77H138ZM143 78H142V77ZM145 76V77H144ZM224 76V77H223ZM228 76V77H226ZM242 76V77H240ZM245 78H244V77ZM3 77V78H2ZM15 77V78H14ZM69 79H68V78ZM149 77V76H148ZM176 77V78H175ZM251 77V79H249ZM257 76H255L256 78ZM9 78V79H8ZM78 78V79H77ZM140 78V79H138ZM207 78V80H206ZM233 78V79H232ZM248 78V79H246ZM14 81H12V80ZM52 81H51V80ZM55 79V77H54ZM63 81H62V80ZM74 81V82H72ZM84 79V80H83ZM196 79H200L199 82L196 81ZM213 79V80H212ZM242 80L243 82H245L246 85L242 84L241 86H239L237 89V91L233 90H228L229 88H227L230 83L232 84L233 80ZM245 79V80H243ZM202 80V81H201ZM218 80V81H217ZM234 80V81H235ZM26 81V82H25ZM61 81V82H60ZM71 81V82H69ZM148 81V82H147ZM163 81V82H161ZM194 83H193V82ZM201 81V82H200ZM224 81V82H223ZM68 82V83H67ZM114 82V84H113ZM140 82V83H139ZM174 82V83H173ZM177 82V83H176ZM223 82V83H222ZM227 82V83H226ZM36 83V84H35ZM38 83V84H37ZM117 83V84H116ZM128 83V84H127ZM142 83V84H141ZM44 84V86H42ZM71 84V85H69ZM84 85L85 88L82 87V85ZM150 84V85H149ZM3 85V86H2ZM39 85L40 87V92H42V98L44 100V98L46 97V102L45 100H42V103L44 102L46 104V106H41V99H31L29 97V89H33L35 88V86ZM47 87H46V86ZM59 85V86H58ZM71 86V88L68 87ZM81 85V86H80ZM140 85V86H139ZM157 85V87H156ZM212 85V86H211ZM224 85V86H223ZM253 85L255 87H253ZM34 86V87H32ZM87 86V87H86ZM90 86V87H89ZM114 86V87H113ZM151 86V87H150ZM160 86L158 87V89H160ZM215 86V87H214ZM2 87V88H1ZM4 87V88H3ZM16 87V88H15ZM78 87V88H77ZM121 87H123V89H129L134 93H139L142 94V96H137V97H132V99L130 98L128 101L123 102V99L121 98L120 93L123 90ZM141 87V88H140ZM151 89H150V88ZM220 87V88H219ZM46 88V89H45ZM75 88V89H74ZM79 89V91H77V89ZM87 88V89H86ZM114 88V89H113ZM3 89V90H2ZM25 89V90H24ZM28 89V90H26ZM42 89V91H41ZM74 89V90H73ZM134 89V90H132ZM210 89V90H209ZM47 90V91H46ZM100 90V91H99ZM103 90V91H102ZM114 90V91H113ZM178 90V91H177ZM205 90V91H204ZM207 90V91H206ZM209 90V91H208ZM219 90V91H218ZM28 91V93L26 92ZM49 91V92H48ZM54 91V92H52ZM59 91V93H57ZM73 91V92H72ZM84 91V92H83ZM111 91V92H110ZM221 91V92H220ZM47 92V93H46ZM79 92V93H78ZM105 94H104V93ZM116 92V94H114ZM119 92V93H117ZM145 92V93H143ZM5 93V95H4ZM57 93V94H56ZM83 93V94H82ZM101 93V94H100ZM107 93V94H106ZM211 93V94H209ZM226 94V96H224L223 94ZM233 93V94H232ZM239 93V94H237ZM48 97H47V95ZM50 94V95H49ZM65 94V95H64ZM80 94V95H78ZM228 94L231 96L229 97ZM243 94V95H242ZM27 95V96H26ZM44 95V96H43ZM46 95V96H45ZM67 96L70 100H69V105L68 106H63L62 104L59 105V100L57 99L58 96ZM78 95V96H77ZM114 95V96H113ZM209 95L211 98H209ZM247 97H246V96ZM10 96V97H9ZM13 96V99H12ZM75 99H73L74 97ZM80 96V97H79ZM119 96V97H118ZM149 96V97H148ZM151 96V97H150ZM256 96V97H255ZM90 97V98H89ZM167 100H166V98ZM217 99H216V98ZM236 97V99H235ZM243 97V98H242ZM255 97V98H254ZM144 98V99H143ZM161 98V99H160ZM238 98V99H237ZM253 98V99H252ZM27 99V100H26ZM82 99V101H81ZM117 99V100H116ZM136 99V100H135ZM165 99V100H164ZM210 99V100H209ZM220 99V100H219ZM248 99V101H246ZM5 100V101H4ZM51 100V101H49ZM85 100V101H84ZM121 100V101H120ZM169 100V101H168ZM228 102H227V101ZM55 101V102H54ZM59 103H58V102ZM119 101V102H118ZM209 101V102H208ZM246 101V104L244 103ZM54 102V103H53ZM84 102V103H83ZM93 102V103H91ZM165 102V103H164ZM179 102V101H178ZM182 102V103H181ZM179 103H177V105L179 104L181 107L184 106V108L186 110H188V108H190L184 101H181ZM207 105H206V103ZM223 102V103H222ZM254 102V103H253ZM48 103V104H47ZM73 105H72V104ZM75 103V105H74ZM122 103V104H121ZM130 103V105H129ZM163 103V104H162ZM209 103V104H208ZM53 104V107L51 106ZM127 106H126V105ZM152 104V105H151ZM163 107H161L160 106ZM165 104V106H164ZM172 104V105H171ZM212 104V105H211ZM251 104V105H250ZM257 104V103H256ZM5 105V106H4ZM116 105V106H115ZM125 107H124V106ZM169 105V106H168ZM178 105V106H179ZM200 105H202V107H200ZM30 106V107H29ZM57 106V107H56ZM110 106V107H109ZM129 106V107H128ZM159 106V107H158ZM168 106V107H167ZM221 106V107H220ZM226 106V107H225ZM2 107V108H1ZM39 107V108H38ZM59 107V108H58ZM62 107V108H61ZM72 107V108H71ZM79 107V108H78ZM124 107V109H122ZM128 110H127V108ZM131 107V108H130ZM165 111H163L164 109H166ZM200 107V108H199ZM205 109H202V108ZM209 107V108H208ZM51 110L53 111H50ZM77 108V109H76ZM118 108V109H117ZM156 108V109H155ZM222 108V109H221ZM39 111H38V110ZM60 109V110H59ZM76 109V110H75ZM79 109V110H78ZM121 109V110H120ZM216 109V111H215ZM11 110V111H10ZM57 112H56V111ZM150 110V111H149ZM162 110V112H161ZM70 111V112H69ZM128 111V112H127ZM131 113H130V112ZM152 111V112H151ZM227 111V112H226ZM20 112V113H19ZM55 112V113H54ZM59 112V114H58ZM75 112V113H74ZM79 112V113H77ZM81 112H84L81 114ZM165 112V113H164ZM211 112V113H210ZM7 113V114H6ZM15 114L13 116V114ZM71 113V114H70ZM74 113V114H73ZM130 113L131 115L129 116ZM215 113V114H214ZM219 115H218V114ZM73 114V115H72ZM78 114V116H76ZM127 114V115H126ZM162 114V115H161ZM199 114V115H200ZM6 115L8 117H6ZM58 118H57V116ZM63 115V116H62ZM70 115V117H69ZM72 115V117H71ZM123 115V116H122ZM165 115V116H164ZM223 115V116H222ZM37 116V117H36ZM90 116V117H89ZM134 116V117H133ZM160 116V117H159ZM16 117V118H14ZM31 117V118H30ZM69 117V118H68ZM80 117V118H79ZM93 117V118H92ZM107 117V118H105ZM122 117V118H121ZM126 117H133L131 118V121L133 122H129L130 124H126L128 123V121H126ZM165 117V118H164ZM74 118L73 121H71V119ZM79 118V119H78ZM218 118V119H217ZM89 119H91L89 121ZM164 119V121H163ZM166 119V121H165ZM3 122H2V121ZM28 120V121H27ZM43 120V121H42ZM49 120V121H48ZM63 123H60L62 122ZM66 120V121H65ZM76 120V121H75ZM83 120V121H81ZM94 120V121H93ZM125 120V121H124ZM142 120V121H141ZM152 120V121H151ZM10 121V120H9ZM60 121V122H59ZM77 121L83 122L80 126H83V124L85 125L86 123H91V125L94 127L95 130V135L97 137V140H94L93 138H89V136L86 137V135L84 133H82V130L80 129V127H75V123H77ZM85 121V122H84ZM151 121V123H150ZM163 121V122H162ZM217 121V122H216ZM8 122V121H7ZM26 122V123H25ZM43 122V123H42ZM58 122V123H57ZM65 122V123H64ZM70 122V123H69ZM72 122V123H71ZM104 122V123H103ZM16 123V124H15ZM38 123V124H37ZM58 125H57V124ZM132 123V124H131ZM154 123V124H153ZM156 123V124H155ZM217 123V124H216ZM7 124V123H6ZM15 124V125H14ZM101 124V125H100ZM140 124V125H139ZM163 124V125H162ZM48 125V126H47ZM56 125V126H55ZM145 125V126H143ZM21 126V127H20ZM73 127L69 130V127ZM148 126V127H147ZM154 126V127H153ZM163 126V127H162ZM18 127V128H17ZM57 127V128H56ZM63 127V128H62ZM145 129H144V128ZM164 128L163 130H168V131H164L161 129ZM215 127V126H214ZM82 128V127H81ZM99 128V129H98ZM128 130H127V129ZM22 129V130H21ZM41 129V131H40ZM77 129V130H76ZM80 129V130H79ZM116 129V130H115ZM122 129H123V133H122ZM129 129H131L129 131ZM134 129V130H133ZM137 129V130H135ZM142 129V130H141ZM156 129V130H155ZM36 130V131H35ZM48 132H47V131ZM57 130V131H55ZM79 130V131H78ZM149 130V131H148ZM172 132H171V131ZM218 130V131H217ZM216 130L217 136L220 137L221 141L225 142L226 139L224 137V133L221 132L218 128ZM46 131V132H45ZM52 134H50L51 132ZM68 131V132H66ZM71 131V132H70ZM129 131V132H128ZM135 131V132H134ZM22 132V134L20 133ZM37 132V133H36ZM70 132V133H69ZM74 132V133H73ZM128 132V133H127ZM168 132V133H167ZM45 133V134H44ZM66 133V134H65ZM69 133V134H68ZM77 133V134H76ZM117 133V134H116ZM133 135H132V134ZM223 133V134H221ZM7 134V133H6ZM46 134H48L47 136H52L50 137L51 139H49V137H46ZM85 136H84V135ZM120 134V135H118ZM125 134V135H124ZM130 134V135H129ZM136 134V135H135ZM163 134H166L163 136ZM3 135V138H2ZM20 135V136H19ZM45 135V137H44ZM68 135V136H67ZM73 135V136H72ZM102 135V137H101ZM117 135V136H116ZM154 135V136H153ZM19 136V137H18ZM60 136V137H59ZM84 136V137H81ZM116 136V138H115ZM131 136V137H130ZM162 136V137H161ZM21 137V138H20ZM55 137V138H54ZM59 137V138H58ZM76 137V138H75ZM31 138V139H30ZM58 138V139H57ZM61 138V139H60ZM71 138V139H70ZM75 138V139H74ZM85 142H84V140ZM120 138V139H118ZM142 138V139H141ZM41 139V140H40ZM73 139V140H72ZM89 139H92L89 141ZM117 139V140H116ZM165 139V140H164ZM55 140L54 142H51ZM58 142H57V141ZM78 140V141H77ZM3 141V142H2ZM5 141V142H4ZM43 141V142H42ZM75 141V142H74ZM94 143H93V142ZM99 141V143H98ZM61 142V143H60ZM67 142V143H66ZM77 142V143H76ZM103 144H102V143ZM19 143V145H18ZM59 143V144H58ZM65 143V144H64ZM74 143V144H73ZM93 143V144H92ZM6 146H5V145ZM67 144V146H66ZM76 144V145H75ZM98 144V145H97ZM119 144V145H118ZM162 144V145H161ZM13 145V147H12ZM39 145V146H38ZM41 145V147H40ZM48 145V146H47ZM57 145V148H56ZM72 145V146H71ZM80 145V146H79ZM100 145V146H99ZM106 145V146H105ZM161 145V146H160ZM4 146L6 148H4ZM16 146V147H15ZM83 146V147H82ZM103 146V147H102ZM143 146V147H142ZM15 147V148H14ZM53 147V148H52ZM102 149H101V148ZM161 147V148H160ZM12 148V151H11ZM41 148L40 152L38 151ZM76 148V150H75ZM95 150H94V149ZM156 148V149H155ZM7 149V150H6ZM10 149V150H9ZM52 149V150H50ZM67 149V150H66ZM149 149V148H146ZM46 152H45V151ZM62 150V151H61ZM54 151V152H53ZM106 151V152H105ZM52 152V153H51ZM81 152V153H80ZM84 152V153H83ZM88 154H87V153ZM105 152V153H104ZM84 154V155H81ZM97 154V155H96ZM99 154V155H98ZM117 154V155H116ZM13 155V156H12ZM47 157H45V156ZM88 155V156H87ZM107 155V157H106ZM51 156V157H49ZM98 156V158H97ZM140 156V155H139ZM74 159H73V158ZM85 157V158H84ZM93 157V158H91ZM9 158V159H8ZM43 158V159H42ZM49 161H47V159ZM89 158V159H88ZM96 158V159H94ZM107 158V161H105ZM111 158V159H110ZM140 159H138V161H141V156L139 157ZM21 159V160H20ZM53 159V161L51 160ZM71 159V160H70ZM83 159V161H82ZM88 161H87V160ZM110 159V160H109ZM67 160V161H66ZM74 162H73V161ZM93 160V161H91ZM12 161V162H11ZM14 161V162H13ZM24 161V162H23ZM42 161V163H41ZM45 161V164H43ZM65 161V162H64ZM69 161V162H68ZM82 161V163H81ZM92 163H91V162ZM97 161V162H96ZM102 161V162H101ZM110 161V162H109ZM114 161V162H113ZM10 162V163H9ZM38 162V163H37ZM47 162V163H46ZM67 162V163H66ZM80 162V163H79ZM89 162V163H88ZM99 162V163H98ZM112 162V163H111ZM9 163V166L8 164ZM36 163V165L34 166V164ZM54 163V164H52ZM56 163V165H55ZM66 163V164H65ZM72 163V166L71 164ZM78 163V164H77ZM91 163V164H90ZM103 167H102V165ZM106 163V164H104ZM15 164V165H13ZM18 166H17V165ZM41 166H39V165ZM49 164V165H46ZM60 164V165H59ZM63 164L65 166H63ZM55 165V166H54ZM62 165V167H61ZM67 165V166H66ZM69 165L71 166L69 168ZM96 165V166H95ZM47 166V167H46ZM62 169H60V167ZM78 166H80V168L78 169ZM92 166H94L93 168H91ZM35 167V168H34ZM41 167V168H40ZM58 167V168H56ZM64 167H67L69 169H65ZM108 167V169H107ZM48 168V170H47ZM72 168V169H71ZM86 170H85V169ZM17 169V168H16ZM44 169V170H43ZM57 169V170H56ZM64 169V170H63ZM75 169V170H73ZM21 170V171H20ZM33 170H38L33 171ZM42 172H41V171ZM63 170V171H61ZM77 170V171H76ZM80 170V173L79 171ZM82 170V171H81ZM102 170V171H101ZM49 171V172H48ZM65 171V172H64ZM68 171V172H67ZM24 172H21L24 174ZM38 174H36V173ZM101 172V173H100ZM29 173V174H27ZM49 173V174H48ZM54 173V174H53ZM58 173V174H57ZM65 173V174H64ZM78 175H77V174ZM82 173V174H81ZM100 173V174H99ZM24 174V175H25ZM49 176H48V175ZM53 174V175H51ZM65 176H64V175ZM82 175V178L79 177V175ZM89 174V176L87 175ZM99 174V175H98ZM109 176H108V175ZM254 174V175H253ZM35 175H37L38 177H40L38 179V177L35 178ZM47 175V178L46 176ZM55 175V177L53 178V176ZM74 175V176H72ZM77 175V176H76ZM80 175V176H81ZM85 175V176H84ZM94 175V176H93ZM101 175V176H100ZM52 176V178H51ZM58 176V177H57ZM63 176V177H61ZM70 176V180L68 179ZM96 176V178H95ZM103 176V177H102ZM249 176L251 178V183L255 192V200L257 202V205L259 207V211L257 213V216L255 217L254 220V224H255V228L258 229V233L260 236L259 241L256 242V245L254 247V249L252 250V258L251 260L245 261L244 259L241 261V264H264V240H263V236L264 234L261 236V234L264 232V209L263 205H264V174L260 173L259 171H254V172H250ZM254 176V178H253ZM44 177V179L42 178ZM100 177V179H99ZM34 178V180H33ZM62 178V181H60V179ZM67 178V179H66ZM79 178V179H77ZM85 178V180H86ZM40 181H38V180ZM50 179V180H49ZM57 179V180H56ZM96 179V180H95ZM263 179V180H262ZM35 180H37V187H36V182ZM76 180V181H75ZM262 180V182H261ZM50 181V182H48ZM95 181H97L95 183ZM47 182V183H46ZM56 182V183H55ZM100 182L102 184H100ZM105 182V183H104ZM44 183V184H43ZM52 183V184H51ZM77 183V184H76ZM46 184V185H45ZM104 184V185H103ZM39 185V186H38ZM42 185V186H41ZM73 185V186H71ZM98 188L102 189H97ZM99 186H103V187H99ZM262 186V187H261ZM45 187V188H44ZM49 187L50 190L47 188ZM108 187V188H107ZM38 188L39 193L36 192ZM75 188V189H74ZM46 189V190H45ZM86 189V190H87ZM41 190V191H40ZM47 193L45 194L44 192ZM50 191V192H48ZM85 191V189H84ZM83 191V192H84ZM96 191V192H94ZM98 191V192H97ZM104 191V192H105ZM41 192V193H40ZM94 192V194H93ZM35 193V194H34ZM40 194V196L38 194ZM81 193V191L79 192ZM79 193H75V195H78ZM86 193V192H85ZM85 193L79 194L80 199L83 200V196L85 195ZM109 193V194H108ZM43 194V195H42ZM43 196H46L44 199ZM110 196V197H109ZM41 198V199H40ZM43 199V200H42ZM108 199V200H107ZM45 200V201H44ZM103 203V202H102ZM263 203V204H262ZM45 205V206H43ZM47 206V207H46ZM262 206V208H261ZM38 207V209H37ZM41 207V208H40ZM46 207V209H44ZM134 208V209H133ZM116 209V210H115ZM133 209V210H132ZM47 212H45V211ZM118 210V211H117ZM38 211V212H37ZM44 211V212H43ZM117 211V212H116ZM64 212H68V211H64ZM88 212V211H87ZM115 213V216L114 214ZM120 212V213H118ZM39 213V214H38ZM45 213V215L47 214V216H42ZM107 213V214H106ZM109 213V214H108ZM117 213V214H116ZM36 214H38L36 216ZM41 214V215H40ZM49 214V215H48ZM56 214V213H55ZM120 214V215H119ZM112 218H111V216ZM106 216V217H105ZM38 217V218H37ZM77 221H80L77 222ZM76 217V218H75ZM91 217V218H90ZM117 217V218H116ZM140 217V218H139ZM93 218V219H92ZM45 219V220H44ZM51 221H49V220ZM91 219V220H90ZM116 219V220H115ZM118 219V220H117ZM42 220V221H41ZM106 220V221H105ZM50 223H49V222ZM96 221V222H95ZM113 221V222H112ZM115 222V223H114ZM118 222V223H117ZM52 223V224H51ZM76 224V226L74 227V225ZM79 223V224H78ZM82 223V224H81ZM87 223V224H88ZM47 224V225H46ZM81 224V225H80ZM93 224V225H92ZM261 224V225H260ZM78 225V227H77ZM113 225V226H111ZM49 226V227H48ZM86 226V225H85ZM111 226V227H110ZM54 227V228H53ZM70 227V228H69ZM74 227V228H73ZM114 227V228H112ZM76 228V229H75ZM79 228V229H78ZM112 229V230H111ZM56 230V231H55ZM73 231V232H71ZM81 233H80V232ZM88 231V232H87ZM90 231V232H89ZM111 233H110V232ZM54 232V233H53ZM75 232V233H74ZM77 232V233H76ZM79 233V235H78ZM110 233V234H109ZM60 234V235H59ZM73 234V235H72ZM76 234V236H75ZM82 234L83 237H82ZM86 234V235H85ZM89 235V236H88ZM113 235V237H112ZM74 236V237H73ZM70 240H69V239ZM75 238V239H74ZM78 238V239H77ZM101 238V240H100ZM104 238V237H103ZM58 239V240H57ZM69 242H67V240ZM76 239L79 241V243H77ZM89 239V240H88ZM60 240V241H59ZM92 240V241H91ZM64 241V242H63ZM101 241V242H100ZM105 242V244L103 242ZM56 242V243H57ZM84 242V243H83ZM82 244V245H81ZM86 244V245H85ZM57 245V244H56ZM56 245L53 246L54 250H57L55 247ZM76 245H81V249L80 247H76ZM70 246V247H69ZM85 246V247H84ZM84 247V250H82ZM76 248H78L79 251H74ZM80 251H83L80 253ZM101 254H100V253ZM80 253V255H79ZM84 254V255H83ZM104 254V255H103ZM73 255V256H72ZM74 257V258H73ZM79 257V259H78ZM102 257V259L100 258ZM114 258V257H113ZM75 259V260H74ZM248 259V258H246ZM114 260V261H112ZM103 261V262H102ZM116 261V262H115ZM75 262V263H74ZM80 262V263H79ZM83 263V264H84ZM154 261L148 259L145 263H140V264H153ZM156 264V263H154Z\"/></svg>",
	"mask_w": 264,
	"mask_h": 264
}]
</instances>
